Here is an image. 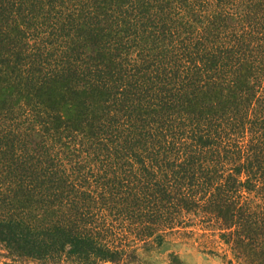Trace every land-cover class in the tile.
Listing matches in <instances>:
<instances>
[{"label": "trees", "instance_id": "obj_1", "mask_svg": "<svg viewBox=\"0 0 264 264\" xmlns=\"http://www.w3.org/2000/svg\"><path fill=\"white\" fill-rule=\"evenodd\" d=\"M197 228L264 264V0H0V264Z\"/></svg>", "mask_w": 264, "mask_h": 264}, {"label": "rangeland", "instance_id": "obj_2", "mask_svg": "<svg viewBox=\"0 0 264 264\" xmlns=\"http://www.w3.org/2000/svg\"><path fill=\"white\" fill-rule=\"evenodd\" d=\"M193 230L192 235L169 236L160 247H139L138 264H238L217 236Z\"/></svg>", "mask_w": 264, "mask_h": 264}]
</instances>
